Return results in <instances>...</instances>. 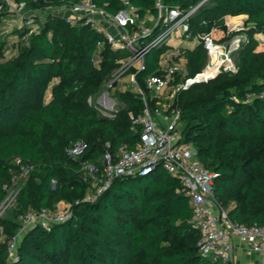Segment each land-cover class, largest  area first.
<instances>
[{
    "label": "trees",
    "instance_id": "1",
    "mask_svg": "<svg viewBox=\"0 0 264 264\" xmlns=\"http://www.w3.org/2000/svg\"><path fill=\"white\" fill-rule=\"evenodd\" d=\"M14 1L33 10L63 4ZM130 1L142 16L158 14L154 0ZM203 1L165 3L186 13ZM95 2L111 14L124 8L119 0ZM14 18L11 12L0 15V204L21 167L31 171L12 217L0 218V264H233L200 254L190 198L180 178L161 167L144 177H114L95 200H87L95 189L84 165L101 167L106 151L117 161L122 147L138 146L142 126H135L130 115L143 114V95L118 84L110 91L120 104L118 111L113 117L103 115L92 100L103 93L126 54L114 51L85 22L72 25L52 14L45 20L33 16L8 33ZM188 24L185 38L199 44L180 49L178 58H186L190 76L208 63L206 40L223 45L246 36L235 52L237 72H221L181 90L172 102L182 111L184 140L215 174L220 207L235 224L264 226V0H209ZM34 25L40 30L31 33ZM99 43L102 60L96 64ZM170 49L151 51L136 77L152 109L161 99L145 81L160 74L161 56ZM79 141L87 149L76 157L70 150ZM98 176L105 179L101 170ZM62 202L71 207V217L30 229L12 259L9 248L22 216L56 211Z\"/></svg>",
    "mask_w": 264,
    "mask_h": 264
},
{
    "label": "built area",
    "instance_id": "2",
    "mask_svg": "<svg viewBox=\"0 0 264 264\" xmlns=\"http://www.w3.org/2000/svg\"><path fill=\"white\" fill-rule=\"evenodd\" d=\"M46 1V0H44ZM62 5L46 8L43 10L30 9L25 3L14 0H0V15L11 12L16 15L8 23L9 32L27 25L25 19L33 16L40 17L39 11L63 18L72 25L81 22L91 24L93 28L102 33L114 51L125 53L126 56L118 60L119 67L113 72L111 79L106 84V91L99 96V102L110 107L114 113L116 100L110 91L116 85L124 83L123 88H132L135 92L143 95L145 109L140 117L130 115L135 126H142L140 142L135 149L128 150L122 147L119 159L113 160L109 151H106L100 159V165L86 163L84 165L87 174L100 183L87 196V200H95L103 190L109 186L114 177L138 175L144 177L161 167L169 175L178 176L183 184L184 191L190 198L193 209L192 224L200 232L199 241L200 254L205 257L219 259L223 262H232L234 253V237L243 238L247 245L253 250L264 254V226L254 225L247 227L238 225L231 221L214 195L215 174L206 169L201 163L194 146L184 140L182 129V111L173 106L175 95L181 90L189 89L191 86L208 82L217 77V71L209 72L215 65L211 63L207 68L195 76H190L186 68L185 57L178 58L180 54L179 45L172 44L173 39L183 40L189 30L188 18L205 2L204 0L188 12L179 8H170L165 0H154L157 15L148 14L142 16L130 0H119L124 8L117 14L109 13L95 0H60ZM45 18L40 17L45 20ZM39 25L32 26L31 33L38 32ZM209 48L215 46L210 39ZM103 43H99L95 63L102 60L100 49ZM237 46V45H236ZM236 46L232 49V54ZM163 47L171 48L160 59V74L150 75L146 79V87L155 93L158 105L152 109L144 96L143 88L138 84L136 77L145 70L147 55L156 49ZM224 56V55H223ZM231 62L232 55L223 59ZM227 56V55H225ZM181 77L178 82L177 78ZM87 149L84 141L77 142L70 153L73 156H82ZM20 163V161H19ZM100 170L105 179L98 176ZM29 166H22L19 173L15 174L13 185L9 188L7 198L0 204V218L9 209H14L17 197L22 188L12 192L16 178L27 179L30 174ZM92 179V180H93ZM71 207L58 208L56 211L42 209L41 211H28L21 218L19 234L13 239L9 251L11 258L17 254L18 246L23 236L33 227L41 226L47 228L51 223H62L71 217ZM264 264V262H263Z\"/></svg>",
    "mask_w": 264,
    "mask_h": 264
},
{
    "label": "rangeland",
    "instance_id": "3",
    "mask_svg": "<svg viewBox=\"0 0 264 264\" xmlns=\"http://www.w3.org/2000/svg\"><path fill=\"white\" fill-rule=\"evenodd\" d=\"M39 15H40V17H42V18H45L46 16H48V14H47V12L46 11H39V13H38ZM232 22H235V21H232ZM236 23H238V22H236ZM8 33H10V32H8ZM246 40V36L245 35H239V36H236L234 39H232L230 42H228V43H231V51H232V49L236 46V48L234 49V51H233V54H232V57H231V59H232V61L231 62H228V60L224 63L223 61H222V56L223 55H227V53H228V51L226 50V47H225V45L226 44H228V43H225V44H223V45H220V47H212L211 48V50H210V48H209V44H211V42L210 41H207V43L204 45V49L206 50V54H207V59H208V63H207V65H206V67L205 68H207L209 65H210V63H211V60H212V63H214V67L213 68H211V69H209V72H214V71H217V69L222 65V64H227L228 63V65H223L219 70H220V72L217 74V75H219L221 72H237V61H236V57H235V52H236V50L240 47V45H241V43L243 42V41H245ZM180 41V39L178 40V41H175V42H179ZM199 44V41L198 40H189L188 38H184L183 39V42H182V44H180L179 45V48L182 50V49H186V50H188V49H192L193 47H195V46H197ZM215 46H217V45H215ZM9 56H11V55H9ZM128 80V79H127ZM126 81V80H125ZM106 91V89L103 91V92H105ZM100 96V95H99ZM99 96H97V97H95L93 100H92V104L93 105H97L98 106V109H99V111L103 114V115H105V116H107V117H113V115L115 114L114 112H113V110H111V108L110 107H106V106H104L103 104H101L100 102H99ZM114 98V97H113ZM116 100V99H115ZM116 102H117V100H116ZM119 106H120V104H118V102L116 103V106H115V110H118V108H119ZM93 179V178H92ZM25 181H26V179H21L19 176L16 178V185L14 186V188L13 189H11L12 190V192L14 191V192H17L18 190H19V188H21V186L22 185H24V183H25ZM100 182L98 181V180H94L93 179V184H94V186H95V188L96 187H98V184H99ZM65 208V207H64ZM12 213H13V211H12V209H9L8 211H6V213L3 215V217L5 218H10V217H12Z\"/></svg>",
    "mask_w": 264,
    "mask_h": 264
},
{
    "label": "crops",
    "instance_id": "4",
    "mask_svg": "<svg viewBox=\"0 0 264 264\" xmlns=\"http://www.w3.org/2000/svg\"><path fill=\"white\" fill-rule=\"evenodd\" d=\"M178 40L179 39H173L171 42L174 46L182 44L183 40H180L179 42H175ZM127 79L126 81H124V83L128 81ZM124 83H122V85ZM67 205H68L67 203L62 202L59 208H64ZM233 242H234V253H233V258L231 260L233 264H263L264 254L250 248L243 238L234 237Z\"/></svg>",
    "mask_w": 264,
    "mask_h": 264
},
{
    "label": "water",
    "instance_id": "5",
    "mask_svg": "<svg viewBox=\"0 0 264 264\" xmlns=\"http://www.w3.org/2000/svg\"><path fill=\"white\" fill-rule=\"evenodd\" d=\"M231 46H232L231 43H228V44L225 45L226 50L228 51V53H227V56H225V55L223 56V59H226L227 57H230L232 55ZM210 80H212V79H210Z\"/></svg>",
    "mask_w": 264,
    "mask_h": 264
}]
</instances>
